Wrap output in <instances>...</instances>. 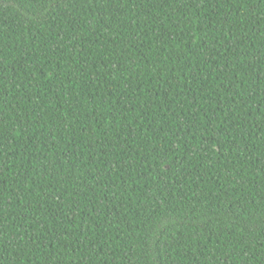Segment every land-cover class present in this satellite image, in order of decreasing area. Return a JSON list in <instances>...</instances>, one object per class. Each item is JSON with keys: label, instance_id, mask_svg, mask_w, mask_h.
Here are the masks:
<instances>
[{"label": "trees", "instance_id": "16d2710c", "mask_svg": "<svg viewBox=\"0 0 264 264\" xmlns=\"http://www.w3.org/2000/svg\"><path fill=\"white\" fill-rule=\"evenodd\" d=\"M0 264H264V0H0Z\"/></svg>", "mask_w": 264, "mask_h": 264}]
</instances>
